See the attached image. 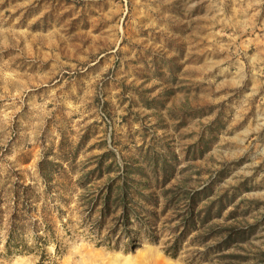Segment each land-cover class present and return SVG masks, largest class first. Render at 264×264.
<instances>
[{
  "label": "rangeland",
  "instance_id": "obj_1",
  "mask_svg": "<svg viewBox=\"0 0 264 264\" xmlns=\"http://www.w3.org/2000/svg\"><path fill=\"white\" fill-rule=\"evenodd\" d=\"M0 264H264V0H0Z\"/></svg>",
  "mask_w": 264,
  "mask_h": 264
},
{
  "label": "trees",
  "instance_id": "obj_2",
  "mask_svg": "<svg viewBox=\"0 0 264 264\" xmlns=\"http://www.w3.org/2000/svg\"><path fill=\"white\" fill-rule=\"evenodd\" d=\"M121 192L118 194V198L116 199V205L122 207L123 209V216L126 218L129 216L130 213V201L136 203L138 200H135L134 197H132V193L130 191V187L128 185V182L123 181L122 186H120ZM113 190L112 187H109V193L107 192V195L105 196V202H104V207L107 208L109 211L110 209V204H111V197H110V192ZM132 212L137 211L135 209H132ZM104 214V213H103Z\"/></svg>",
  "mask_w": 264,
  "mask_h": 264
}]
</instances>
